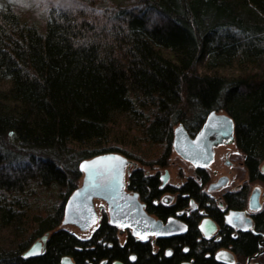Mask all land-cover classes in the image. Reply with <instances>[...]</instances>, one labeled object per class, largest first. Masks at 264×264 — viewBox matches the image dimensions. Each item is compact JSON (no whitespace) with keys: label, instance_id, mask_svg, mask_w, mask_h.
Listing matches in <instances>:
<instances>
[{"label":"trees","instance_id":"trees-1","mask_svg":"<svg viewBox=\"0 0 264 264\" xmlns=\"http://www.w3.org/2000/svg\"><path fill=\"white\" fill-rule=\"evenodd\" d=\"M224 68L240 73L215 71ZM212 110L232 117L257 176L264 0H0V264L78 253L75 235L58 226L80 162L132 156L121 145L167 142L174 125L197 127ZM131 179L140 192L158 191L142 168ZM59 186L66 192L56 206L41 202L40 190ZM47 231L45 254L23 257ZM227 241L214 249L258 248L251 232Z\"/></svg>","mask_w":264,"mask_h":264},{"label":"flooded vegetation","instance_id":"flooded-vegetation-1","mask_svg":"<svg viewBox=\"0 0 264 264\" xmlns=\"http://www.w3.org/2000/svg\"><path fill=\"white\" fill-rule=\"evenodd\" d=\"M209 113L197 127H188L183 123L172 127L171 139L165 142L169 151L167 156L174 150L193 167L191 174H184L179 165L177 181H171L172 176L167 167L169 157L165 154L163 159L152 163L149 169L145 163L144 170L138 166V161L128 154L115 151L128 159L125 165L123 193L127 196L136 195L143 205L145 216L154 218L152 224L145 221L143 235H136L133 225L126 223L127 219L123 216V221L113 222L109 202L100 196H94L97 220L87 228L63 223L64 206L63 219L58 228L75 235L78 243L74 249L78 253H63L54 264H64V257H68L71 264H264V162L260 164L257 176L251 175L246 165V154L237 145L235 125L231 131L229 126H225L210 136V141L213 142V157L208 164H195L175 149L177 126L182 124L187 134L195 138ZM234 144L238 149L237 154L233 149L226 148L224 157L219 159L221 168H214L212 164L215 161L216 149L221 146L231 147ZM239 154L240 159L237 158ZM241 166H244L248 173L244 181L238 180L239 176L237 177L233 170ZM138 168H142L145 178H154L157 192L144 193L135 188L131 175ZM151 187L153 188L152 185ZM253 193L256 195L253 202L257 206L256 210L251 207L250 202ZM120 200L123 203L128 202L123 198ZM231 211L240 212L244 220L250 222L246 225L248 231L242 230L239 224L233 227L226 222ZM125 225L128 227H124ZM70 226L73 228L69 229ZM243 232L258 236V248L254 253L239 254L228 246L214 249L215 244L224 245L228 238H237ZM51 233L47 231L37 237L22 256L35 257L45 254ZM142 236L147 239L142 240ZM32 248L39 254L26 255ZM221 250L230 252L231 256Z\"/></svg>","mask_w":264,"mask_h":264},{"label":"water","instance_id":"water-1","mask_svg":"<svg viewBox=\"0 0 264 264\" xmlns=\"http://www.w3.org/2000/svg\"><path fill=\"white\" fill-rule=\"evenodd\" d=\"M225 126H229V131L233 130L234 121L232 117L226 113H217L214 110L209 113L195 138H191L183 125L180 124L176 128L175 149L195 164H208L213 157V142L210 141V136ZM127 162L126 156L115 151L101 153L82 160L79 164V168L84 174L82 183L68 197L63 223L76 224L81 228L92 225V221L97 220V210L93 197L100 196L109 202L110 216L113 222L123 221L121 219L123 216L127 219L126 223L133 225L136 233L143 235L145 221L147 224H152L154 218L145 216L143 205L136 195L127 196L123 193L125 192L124 177ZM82 165L87 170L82 169ZM78 193L80 195H77ZM121 198L128 200V202L123 203ZM255 200L256 195L253 193L250 200L251 207H253ZM238 214L241 213L231 211L229 216H232L235 222V216ZM32 251L33 248L25 254L27 255ZM221 252L231 256L230 252L226 250H221ZM63 261L64 264H71L68 257H64Z\"/></svg>","mask_w":264,"mask_h":264},{"label":"rangeland","instance_id":"rangeland-1","mask_svg":"<svg viewBox=\"0 0 264 264\" xmlns=\"http://www.w3.org/2000/svg\"><path fill=\"white\" fill-rule=\"evenodd\" d=\"M215 71L221 74H225L227 76H234L240 73V71L237 68H224V69H217ZM211 72H214V70H212ZM110 145L113 146L114 144H110ZM139 145L140 146L138 147V149H135V148L132 149L130 145H128L127 147L126 145H121V146L129 150L130 152H132L133 155L130 157L137 160L138 166L143 167L144 170L146 166L145 163L148 164L147 169H149V166H151L152 163L156 162L158 159H163L165 156H167V153L169 152L166 148L165 142L154 144V143H147V142L140 141ZM226 148L233 149L235 154H237L238 152V149L235 146V144L231 147H225V146L218 147L216 149L215 161L212 164L214 168L215 167L221 168L222 164L219 159L224 157V152ZM167 157H169V163L167 167L171 173L172 182L177 181V178H178L177 175L179 174V165H181V170L183 171L184 174L192 173L193 167L191 166V164L187 160L183 159L180 155H178L174 150H172L169 156ZM230 158L232 159V156H230ZM237 158L238 159L241 158L240 154H239V157ZM162 167L163 166H161V171L163 173L164 169ZM233 170H234V174L237 173L235 175H237V177L239 176L238 180L244 181L247 179L248 173H247L246 168H244V166L237 167V169L235 168ZM82 179H83V175H81V178L79 180V185L82 183ZM262 186H263V191H264V185ZM250 187H251V184H250ZM252 187H253V184H252ZM48 189L49 190H44V191L40 190V193L38 194V196L42 200L41 202L50 201L51 205L54 204V206H56L62 200L63 194L64 192H66V187L59 186L54 189H51V188H48ZM68 228L72 229L73 227L70 226Z\"/></svg>","mask_w":264,"mask_h":264},{"label":"snow or ice","instance_id":"snow-or-ice-1","mask_svg":"<svg viewBox=\"0 0 264 264\" xmlns=\"http://www.w3.org/2000/svg\"><path fill=\"white\" fill-rule=\"evenodd\" d=\"M214 127V126H213ZM82 169H84V170H87L86 169V167L84 166V165H82ZM77 195H80L79 193L77 194ZM253 208H254V210H256V208H257V206L254 204L253 205ZM93 223L95 222L94 220L92 221ZM229 225H231V226H233V227H236L237 226V224H239L241 227H242V230H244V231H248L249 230V228L246 226L248 223H250V222H246L245 220H244V217H243V215L242 214H238V215H236L235 216V222H234V218L232 217V216H229L228 218H227V221H226ZM171 223V222H170ZM207 223V222H206ZM124 227H128L127 225H125ZM201 227H203V226H201ZM169 234H171V233H169ZM207 234V233H206ZM136 235H139V233H136ZM142 240H144V239H147V237L146 236H142V237H140ZM37 254H39V252L38 251H32V252H29L27 255L28 256H33V255H37ZM169 255H171V253H168ZM132 259L134 260L135 259V257H132ZM218 259H219V257H218Z\"/></svg>","mask_w":264,"mask_h":264}]
</instances>
